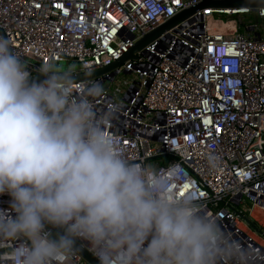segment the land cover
<instances>
[{
  "label": "built area",
  "instance_id": "obj_1",
  "mask_svg": "<svg viewBox=\"0 0 264 264\" xmlns=\"http://www.w3.org/2000/svg\"><path fill=\"white\" fill-rule=\"evenodd\" d=\"M201 2L0 0V36L11 40L33 77L52 61L69 62L80 75L111 66ZM137 56L76 87L98 82L103 94L90 98L94 111L109 117L106 130L125 157L169 178L180 195L191 194L237 242V255L219 264H264V225L248 233L236 213L245 203L249 212L264 213V8L197 10ZM121 75L131 77L123 93ZM10 201L0 195V210L15 215ZM14 243L0 242L4 264ZM65 264L89 263L76 251Z\"/></svg>",
  "mask_w": 264,
  "mask_h": 264
},
{
  "label": "clouds",
  "instance_id": "obj_2",
  "mask_svg": "<svg viewBox=\"0 0 264 264\" xmlns=\"http://www.w3.org/2000/svg\"><path fill=\"white\" fill-rule=\"evenodd\" d=\"M74 73L52 61L34 78L0 36V195L15 213L0 210V242H19L7 264H65L78 241L99 264H219L237 255V242L191 194L125 157L90 99L102 86L78 89Z\"/></svg>",
  "mask_w": 264,
  "mask_h": 264
},
{
  "label": "water",
  "instance_id": "obj_3",
  "mask_svg": "<svg viewBox=\"0 0 264 264\" xmlns=\"http://www.w3.org/2000/svg\"><path fill=\"white\" fill-rule=\"evenodd\" d=\"M211 8L214 10H239L243 8H264V0H226V1H216V0H202L200 4L195 7L183 10L179 14H177L172 19L168 20L163 25L159 26L152 32L145 35L141 38L134 47L123 56L119 61L113 63L109 67H105L103 69L91 72V73H84L80 75H74L75 81H86L90 79H95L101 77L106 74H111L115 70L119 69L125 62L129 60H137L138 56L137 53L143 50L146 46L154 42L158 37L163 35L166 31L173 29L180 23L187 20L190 16H192L197 10L200 9H207ZM40 74L35 75L34 78L39 77ZM236 213L239 217L243 218L247 224L257 232H261V230L256 226V224L250 220L248 217L243 215L241 212L236 210ZM77 246L79 250L77 251L82 258L87 261L89 264H99L98 260L90 254L78 241Z\"/></svg>",
  "mask_w": 264,
  "mask_h": 264
},
{
  "label": "rangeland",
  "instance_id": "obj_4",
  "mask_svg": "<svg viewBox=\"0 0 264 264\" xmlns=\"http://www.w3.org/2000/svg\"><path fill=\"white\" fill-rule=\"evenodd\" d=\"M227 19H236V18L235 17H228ZM60 66H62L64 68H68L69 67V62H64ZM74 68H75V66H74ZM128 78L131 79V77H127V76H124V75H121V76L118 77V80H119V82L122 85L121 86L122 93H123V90L126 87L124 85V81L128 82L130 80ZM239 210L241 211V213L243 215H245L250 220H252L256 224L257 227H260V225L261 226L264 225V220H263L264 219V213L262 211L255 210L254 212H249V208H248V205L246 203L241 205L239 207ZM238 219H239V224L242 225V226H245L247 228L248 233H252V234H254V233L257 234L258 233V232H256V230L252 229L243 218L239 217Z\"/></svg>",
  "mask_w": 264,
  "mask_h": 264
},
{
  "label": "bare ground",
  "instance_id": "obj_5",
  "mask_svg": "<svg viewBox=\"0 0 264 264\" xmlns=\"http://www.w3.org/2000/svg\"><path fill=\"white\" fill-rule=\"evenodd\" d=\"M243 10V9H242ZM228 12H230V11H228ZM236 12H239V11H236ZM264 220V219H263Z\"/></svg>",
  "mask_w": 264,
  "mask_h": 264
}]
</instances>
